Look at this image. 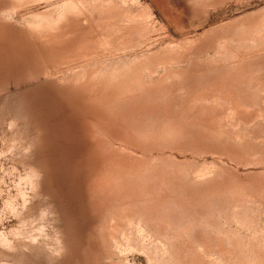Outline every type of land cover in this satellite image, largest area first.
I'll return each instance as SVG.
<instances>
[{
	"label": "rangeland",
	"instance_id": "rangeland-1",
	"mask_svg": "<svg viewBox=\"0 0 264 264\" xmlns=\"http://www.w3.org/2000/svg\"><path fill=\"white\" fill-rule=\"evenodd\" d=\"M0 264H264V0H0Z\"/></svg>",
	"mask_w": 264,
	"mask_h": 264
}]
</instances>
